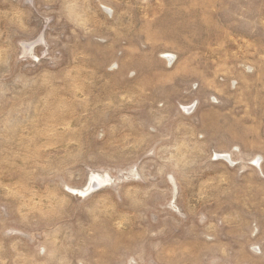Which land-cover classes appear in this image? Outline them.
<instances>
[{"label": "rangeland", "instance_id": "374dc122", "mask_svg": "<svg viewBox=\"0 0 264 264\" xmlns=\"http://www.w3.org/2000/svg\"><path fill=\"white\" fill-rule=\"evenodd\" d=\"M0 264H264V0H0Z\"/></svg>", "mask_w": 264, "mask_h": 264}]
</instances>
